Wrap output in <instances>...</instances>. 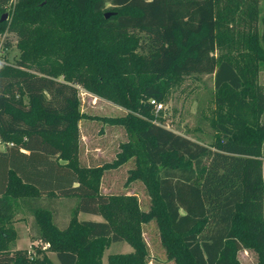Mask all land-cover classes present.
Masks as SVG:
<instances>
[{"label":"trees","instance_id":"obj_1","mask_svg":"<svg viewBox=\"0 0 264 264\" xmlns=\"http://www.w3.org/2000/svg\"><path fill=\"white\" fill-rule=\"evenodd\" d=\"M259 1L0 0V49L12 32L20 50L14 62L1 54L0 264H55L46 249L61 264H103L116 241L132 249L109 253V264H148L142 225L152 218L175 264H244L241 249L264 264ZM193 72L213 73L206 142L167 126L150 101H165ZM80 87L127 109L91 116L127 133L99 166L79 157V120L88 116ZM131 157L125 183H144L147 210L134 194L101 191L105 169ZM18 212L46 247L17 248Z\"/></svg>","mask_w":264,"mask_h":264},{"label":"rangeland","instance_id":"obj_2","mask_svg":"<svg viewBox=\"0 0 264 264\" xmlns=\"http://www.w3.org/2000/svg\"><path fill=\"white\" fill-rule=\"evenodd\" d=\"M259 5V17L261 18L264 16V0H260ZM9 8L10 4L6 6L4 13L6 12L9 14ZM262 24V21H260V28H262ZM8 36L12 42L11 46L4 50L0 49V58H2L4 62V57H2L1 54H6V60L8 62H14L20 54V50L16 45L17 36L12 32L8 33ZM2 60H0V63ZM258 80L264 85V69L260 70ZM212 94L213 73L193 72L186 74L181 77L179 82L171 87L170 93L165 101L157 102L154 105V111L164 118L167 126L181 133H186L194 139L206 142L209 139L208 136L214 133V129H212L210 124L211 118L215 114L214 109L216 107ZM93 96H97L98 100ZM80 97L81 110L88 115L81 117L79 120L80 161L86 166H99L115 159L116 153L120 149L119 144L127 140V133L125 128L120 124H112L103 119L91 116H121L126 114L127 109L83 87H80ZM3 147L4 144L0 143V149ZM262 150L264 155V144ZM134 166V158L131 157L118 167L105 169L104 173L111 169H114V171L112 170L106 173V175L103 173L101 191H103L104 187L106 191L110 192L134 194L138 199L140 207L147 210L150 205V196L144 183L139 179L125 183L128 169ZM85 217L92 216L89 214L79 216L81 219ZM30 222L31 217L22 212L17 213L14 225L21 235L17 243V248L36 252V246H46L33 240ZM142 229L143 238L148 249L147 263L175 264L165 253L164 247L160 241L159 229L155 219L152 218L144 222ZM131 249L132 247L125 241L112 242L104 252L103 264H109V253L126 252ZM46 252L53 259L55 264H61L56 252L47 249ZM237 257L239 261L244 264H254L256 262V254L251 249L239 250Z\"/></svg>","mask_w":264,"mask_h":264},{"label":"crops","instance_id":"obj_3","mask_svg":"<svg viewBox=\"0 0 264 264\" xmlns=\"http://www.w3.org/2000/svg\"><path fill=\"white\" fill-rule=\"evenodd\" d=\"M121 128V127H120ZM4 148V147H3ZM114 171V169L108 170L104 173V175H106V173L110 172V171ZM262 170H263V174H264V157H262ZM103 192L105 193H117V192H110V191H106L105 188L103 187ZM62 211V210H61ZM91 215L92 217H85L84 219H95V220H103V216L100 214H96V213H89V212H84V211H80L79 216L86 214V215ZM21 238V235L19 234V238L17 239V243L19 242ZM34 240V239H33ZM37 241V240H34ZM241 250H247V249H241Z\"/></svg>","mask_w":264,"mask_h":264},{"label":"built area","instance_id":"obj_4","mask_svg":"<svg viewBox=\"0 0 264 264\" xmlns=\"http://www.w3.org/2000/svg\"><path fill=\"white\" fill-rule=\"evenodd\" d=\"M3 38H4V35L0 33V39H1V41L3 40ZM0 60H2V58H0ZM4 62H5V60H4ZM4 62H3V60H2L1 63L3 64ZM1 63H0V64H1ZM150 101H151V103H153L154 105L157 103L154 99H151ZM0 143H3V142L1 141V139H0ZM3 144L5 145V143H3ZM47 245H48V243L45 244V246H47Z\"/></svg>","mask_w":264,"mask_h":264},{"label":"water","instance_id":"obj_5","mask_svg":"<svg viewBox=\"0 0 264 264\" xmlns=\"http://www.w3.org/2000/svg\"><path fill=\"white\" fill-rule=\"evenodd\" d=\"M7 13L5 12L3 15H2V19H5L7 17ZM106 16H109V13L106 14Z\"/></svg>","mask_w":264,"mask_h":264}]
</instances>
